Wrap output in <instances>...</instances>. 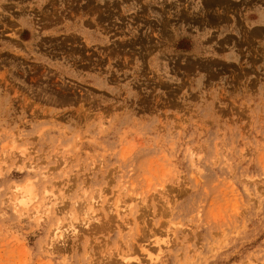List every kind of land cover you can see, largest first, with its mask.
Listing matches in <instances>:
<instances>
[{"label":"rangeland","instance_id":"obj_1","mask_svg":"<svg viewBox=\"0 0 264 264\" xmlns=\"http://www.w3.org/2000/svg\"><path fill=\"white\" fill-rule=\"evenodd\" d=\"M203 16L0 0V264H264V42Z\"/></svg>","mask_w":264,"mask_h":264},{"label":"crops","instance_id":"obj_2","mask_svg":"<svg viewBox=\"0 0 264 264\" xmlns=\"http://www.w3.org/2000/svg\"><path fill=\"white\" fill-rule=\"evenodd\" d=\"M168 2V0H166ZM203 10L204 16L202 23L208 28V35H212V33H216V27H212L217 24V17H222L221 23L223 24L222 31L233 32L235 28L239 27L241 24H245L249 26V28L259 29L260 30V42H264V0H231L230 3H226L222 6H217L216 3H212L211 0H203ZM220 14V15H218ZM254 14V16H253ZM169 29V28H168ZM242 30V28H241ZM168 32V31H167ZM253 36V35H251ZM179 37V36H178ZM197 47L203 45L205 48V36L200 38L199 36H194ZM212 37V36H211ZM253 39L256 41L257 38L250 37L248 35V39ZM209 40V48L212 46L214 48L217 47V39L215 36V40H212L210 37ZM174 41V40H173ZM170 42L168 38V33L166 35V39L162 42L163 49H168L170 47ZM237 44L232 42L228 43V47L233 48L237 47Z\"/></svg>","mask_w":264,"mask_h":264},{"label":"bare ground","instance_id":"obj_3","mask_svg":"<svg viewBox=\"0 0 264 264\" xmlns=\"http://www.w3.org/2000/svg\"><path fill=\"white\" fill-rule=\"evenodd\" d=\"M14 198L17 200L16 193H15V197ZM41 207H43V205ZM45 210H46V208H42L41 210L39 209V210H37V213H45Z\"/></svg>","mask_w":264,"mask_h":264}]
</instances>
